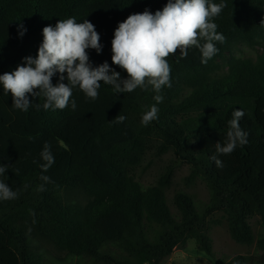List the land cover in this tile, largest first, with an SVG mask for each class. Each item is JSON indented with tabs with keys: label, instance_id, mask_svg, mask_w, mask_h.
Here are the masks:
<instances>
[{
	"label": "trees",
	"instance_id": "1",
	"mask_svg": "<svg viewBox=\"0 0 264 264\" xmlns=\"http://www.w3.org/2000/svg\"><path fill=\"white\" fill-rule=\"evenodd\" d=\"M167 2L0 0V75L14 72L24 57L37 56L44 27L74 17L77 23L91 22L100 36L102 51L86 50L92 66L107 62L127 79L112 63L114 31L129 15L145 9L154 14ZM208 2L226 5L211 18L225 41L214 42L219 51L207 64L195 46L186 59L179 51L167 57L171 87L162 89L158 119L148 126L141 119L156 103L151 86L118 94L101 82L95 100L76 87L62 110H45L42 95L28 94L32 105L25 112L13 107L0 84V166L7 165L0 181L18 191L16 199L0 200V264H44L37 241L66 252L75 264H162L188 240L215 264H264V0ZM20 24L27 29L22 37ZM242 48L261 52L255 58L237 56ZM59 76L52 77L54 86L68 83L66 72L63 81ZM236 109L245 112L240 126L248 143L218 155L223 163L218 168L210 157L215 143L225 141ZM119 114L126 116L123 123L115 121ZM45 142L55 160L47 172L41 168ZM170 152L174 159L143 185L148 155ZM183 164L189 166L186 184L202 181L209 199L197 204L177 191L174 215L167 191ZM217 213L237 244L256 246L254 254L217 258L209 235L219 223L213 219Z\"/></svg>",
	"mask_w": 264,
	"mask_h": 264
},
{
	"label": "clouds",
	"instance_id": "2",
	"mask_svg": "<svg viewBox=\"0 0 264 264\" xmlns=\"http://www.w3.org/2000/svg\"><path fill=\"white\" fill-rule=\"evenodd\" d=\"M224 7V3L210 4L208 0H168L163 9L154 14L145 9L143 13L129 15L118 24L111 42L112 63L126 71L127 79H122L120 73L110 68L107 62L97 67L89 62L87 49H94L98 54L102 51L100 36L91 22L84 20L77 23L74 17L59 20L54 27L48 25L43 28V41L37 56L24 57L23 65L14 72L0 75V84L5 95L11 94L13 107L25 112L32 105L28 94L34 98L42 95L45 110H62L68 106L76 87L87 98L95 100L101 82L111 85L118 94L151 86L157 93L153 97L156 103L141 119V124L148 126L158 119L157 105L164 99L160 94L162 89L171 87V68L167 57L179 51L181 59H186L189 50L195 46L201 53V63L207 64L219 51L214 42L225 41V37L217 32V24L211 20L219 16ZM18 30L21 37L27 31L23 24L19 25ZM201 40L205 42L201 43ZM65 72L68 83L59 82L54 86L52 77L59 73V80L63 81ZM35 107L39 109L40 104L37 103ZM71 107H77L75 100L71 101ZM244 116L242 109L232 112L226 139L223 144L220 141L215 143V153L210 157L216 167L223 166L218 155L231 154L238 146L248 143V133L240 126ZM125 120L126 116L121 114L115 118L117 123ZM50 148V144L45 142L41 152L45 161L41 165L44 172L55 162ZM6 171L7 165L0 166V174ZM41 179L46 183L51 182L48 176L42 175ZM39 190H44L43 185ZM17 197L18 191L0 181V200Z\"/></svg>",
	"mask_w": 264,
	"mask_h": 264
},
{
	"label": "rangeland",
	"instance_id": "3",
	"mask_svg": "<svg viewBox=\"0 0 264 264\" xmlns=\"http://www.w3.org/2000/svg\"><path fill=\"white\" fill-rule=\"evenodd\" d=\"M261 49L242 48L236 55L240 57H253ZM174 159V155L170 152L160 158L149 154L147 161H151L149 169L141 179L143 185H148L154 182L156 177L163 171V169ZM189 174V166L187 164L181 165L174 172L172 178V186L167 191V200L171 212L176 215V209L173 205V196L177 191H183L191 195L197 204L207 203L209 199L208 189L202 181H197L193 185L186 184V177ZM213 219L218 221V224H213L209 235L212 239L214 253L219 259L229 260L237 255H251L256 252V246L237 244L230 236L226 219L222 213H217ZM251 225L255 233L259 229L258 220L255 218L251 220ZM35 248L39 250L44 256V264H75L72 257L66 252L56 250L53 245L47 242H34ZM162 264H215L214 260L205 253L198 250L194 240H188L186 245L182 248L174 249L173 253L166 258Z\"/></svg>",
	"mask_w": 264,
	"mask_h": 264
}]
</instances>
